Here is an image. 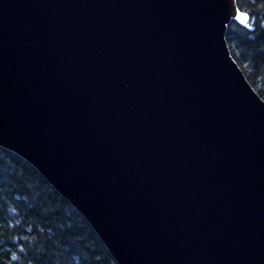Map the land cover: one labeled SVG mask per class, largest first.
Here are the masks:
<instances>
[{
    "label": "water",
    "instance_id": "obj_1",
    "mask_svg": "<svg viewBox=\"0 0 264 264\" xmlns=\"http://www.w3.org/2000/svg\"><path fill=\"white\" fill-rule=\"evenodd\" d=\"M235 0H0V147L116 264H264V102Z\"/></svg>",
    "mask_w": 264,
    "mask_h": 264
},
{
    "label": "trees",
    "instance_id": "obj_2",
    "mask_svg": "<svg viewBox=\"0 0 264 264\" xmlns=\"http://www.w3.org/2000/svg\"><path fill=\"white\" fill-rule=\"evenodd\" d=\"M231 57L264 102V0H235ZM0 264H116L83 217L25 160L0 147Z\"/></svg>",
    "mask_w": 264,
    "mask_h": 264
}]
</instances>
